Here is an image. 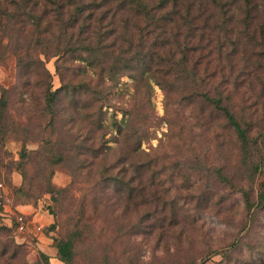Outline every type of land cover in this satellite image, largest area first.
Masks as SVG:
<instances>
[{
	"label": "rangeland",
	"instance_id": "rangeland-1",
	"mask_svg": "<svg viewBox=\"0 0 264 264\" xmlns=\"http://www.w3.org/2000/svg\"><path fill=\"white\" fill-rule=\"evenodd\" d=\"M38 1L40 9L48 8L43 5L47 0ZM84 1L94 9L92 26L106 14L102 31L134 16L128 10L114 13L121 0ZM194 1L175 15L178 40L183 45L190 41V66H196V80H204L205 91L212 97L221 87L233 114L243 126L249 123V137L258 143L251 162L262 167L255 172L243 164L237 134L214 104L200 97L195 106L188 105L192 90L186 81L156 74L173 86L169 98L154 80L147 84L149 76L134 52L127 56L135 63L128 75L137 83L121 77L106 93V115L98 121L102 101L93 91L110 88L103 64L91 66L61 48L56 55L58 24L50 13L49 32L39 36L28 25L19 42L42 64L31 63L22 72L9 56L0 67V99L7 91L5 118L16 130L0 159V254L8 251L0 264H8L16 251V264H35L41 253L50 264H65L56 256L57 241H71L70 264H264V203L258 204L264 193V0H251L249 13L242 0ZM134 17L130 27L135 24L138 30L145 24ZM16 27L13 40L19 38ZM159 33L147 37L150 43ZM39 38L47 48L41 50ZM82 83L87 90L72 91L71 86ZM48 87L58 92L53 121L44 102ZM128 118L131 129L121 136L119 128ZM133 132L138 137L126 139ZM127 140L137 151L122 163ZM23 149L29 153L25 158ZM186 160L201 161L205 171L187 173ZM135 162H150L148 171L133 168ZM176 165L182 171L173 172ZM215 168L222 169L226 181H217ZM20 206L51 222L41 224L40 231L37 225L19 233Z\"/></svg>",
	"mask_w": 264,
	"mask_h": 264
},
{
	"label": "trees",
	"instance_id": "trees-1",
	"mask_svg": "<svg viewBox=\"0 0 264 264\" xmlns=\"http://www.w3.org/2000/svg\"><path fill=\"white\" fill-rule=\"evenodd\" d=\"M236 1L237 0H233V2ZM242 1L246 4L245 11L247 13L254 10L252 7H249L251 0ZM84 2V0H47L43 3V5L48 8L42 10L40 9V3L38 0H0V67L9 58V56H14L18 60V64L21 67L22 72H25L31 63L38 64L39 66L42 64L40 56L34 60L31 50L29 48H25L24 46L22 47L19 42L22 37V31H25L28 25H30V31L33 30L35 34L38 32L37 35L39 36L49 32L52 27V22L47 20V16L50 13H53L55 15L54 20L58 24L57 28L59 34L57 36L56 45L58 51L56 55L60 53L59 49L61 48L67 53L75 55L82 62H87L91 66L95 67L103 64V72L105 77H107L108 83H110V88L107 89L105 93L93 91L94 95H97L99 102L102 101L101 106L97 108L101 114L98 121L102 123L106 115L105 111L102 110L103 106H105V102L108 101V94L106 93L112 92L113 88L120 83L119 80L121 77L130 74L129 71L133 66L132 64L135 63H133L134 58L130 59L127 56L130 52H134L136 54L135 56L139 59L137 61L135 60V62L137 64L139 63L140 67L145 69L144 73H147L149 76L145 79V82L147 81L148 84L149 79L154 80L157 85L166 91L168 98L169 93L171 94L173 91V86L169 83V87L165 84L167 83L165 80H159L156 74L161 76L166 75L167 78L169 76H173L175 81L182 79L184 82L186 81L185 86L187 88L189 86V89L192 90L190 92V102L188 105L195 106L196 100L200 97H204L205 101H209L214 104V106L225 116L228 126L231 127L237 134L241 143L243 164L246 166L252 165L255 172L260 169L262 164L261 162L257 161L255 163L254 160L251 162L253 151H255L254 145L258 148V143L252 142L249 137V123L246 122L245 126H243V124L233 114L231 106L225 103V94L221 87L217 88L212 97L211 94L209 95V92L207 93L205 91V87L203 86L205 85L204 80L201 79L200 82L198 79L196 80V76L198 74L196 66H190L191 64L188 59V52L190 51L188 43L190 41H188L186 45H183L178 40V34L181 33L176 30L179 29L177 27L179 23H177L178 20L175 19V15H179V8L181 6H184L185 9L191 8L192 4L195 2L194 0H121L117 11L114 13L126 10L131 11L132 14L138 17L139 21L145 25L140 27L139 24L136 27L138 30H135V24H131L130 27V23H134V20L136 19L131 15L126 19H121L119 23L111 22L110 25H106L105 31H102L101 19L105 20L106 14H104L101 19L97 18L98 25L92 26L90 21L93 19L94 9L92 8V3L90 4ZM114 18L115 17L113 16L112 19ZM187 22L189 25L191 20ZM170 24L173 25V27H171ZM16 26H20L17 29L19 38L13 40L12 30H16ZM157 30H162L163 33H159L160 35L157 37V40L150 43V39L147 37H149L152 33H156ZM5 40H7L6 44ZM43 40L44 39L39 38L37 43L41 50L47 48L43 46ZM171 40L173 41L171 42ZM171 43H173L174 46H172ZM118 51L122 55L121 57ZM51 56L55 55H49L47 57L49 58ZM30 59L31 61L28 62ZM108 61H111V63L106 65L105 63ZM121 65L123 70L120 69ZM144 73L141 75V79ZM128 76L134 80L133 84L135 85V83H137L135 76ZM192 83H194V87H191ZM71 88L74 92L79 89L87 90L88 86L86 83H82L81 85L71 86ZM57 93V91H52L50 87H48L45 91V108L50 114L51 121L54 120L57 112ZM181 94H184V92H181ZM185 95L183 98L186 100L188 97ZM8 106L9 97L7 96V91H4L0 99V159H2L1 157H3L6 152L5 144L9 141L10 135L12 133H16V130L13 128L14 124L10 122L8 118H5V114L8 112ZM125 115L126 114H124V116ZM128 120L126 121L128 124L123 129L119 128V135L122 136L125 129H131L132 118H128ZM50 123L52 124L53 122ZM116 123V121H113L112 125H116ZM135 133L137 132L128 133L126 135V139L130 140L132 136L134 137ZM136 136L138 137V133ZM129 140L125 141V144H122L121 147L125 154V156L120 159V162L122 163L129 160V156L133 155L137 151V149L133 148V145L129 143ZM142 140L143 139H140L138 143L140 144ZM125 148L127 149L126 151ZM93 152L97 157V153L99 151L94 149ZM28 155L29 153L26 149L21 150L20 156L22 158H25ZM186 161L188 163V166H186L187 173L189 172L192 174L205 171L201 161ZM148 163L150 162H135V165L132 163V167H135L138 170L143 169L142 172H146L148 171L150 165ZM180 168H182L180 165H176L172 169L173 172L182 171ZM221 170V168H215L216 179L219 183L226 181V177L221 174ZM153 174L155 175V172ZM127 186H130V183H128ZM1 187L2 183H0V189ZM1 195L2 194H0V205L2 198ZM261 203H264L263 192L259 195L258 204ZM7 228L4 227L3 230H7ZM54 228L55 226H52L50 229H47L46 232L48 233L51 229L54 230ZM7 247L8 246L5 245L4 248ZM56 248L57 258L65 264H70L73 255L71 241H57ZM16 252L13 256L8 257V264H16L18 255ZM7 255L8 251L4 249L3 253L0 254V258L4 259ZM35 264L50 263L48 257L41 253V260Z\"/></svg>",
	"mask_w": 264,
	"mask_h": 264
},
{
	"label": "crops",
	"instance_id": "crops-1",
	"mask_svg": "<svg viewBox=\"0 0 264 264\" xmlns=\"http://www.w3.org/2000/svg\"><path fill=\"white\" fill-rule=\"evenodd\" d=\"M16 211L21 212L22 214L28 215L29 217L32 216L31 223L29 224L27 231L33 230L34 227H37V225L42 226L41 224L43 223L49 224L51 222L50 218L47 215L40 216L38 213H36V210L33 209L32 211L31 209H28V206L16 207ZM40 247L42 250H44V247L42 245Z\"/></svg>",
	"mask_w": 264,
	"mask_h": 264
},
{
	"label": "built area",
	"instance_id": "built-area-1",
	"mask_svg": "<svg viewBox=\"0 0 264 264\" xmlns=\"http://www.w3.org/2000/svg\"><path fill=\"white\" fill-rule=\"evenodd\" d=\"M29 216L25 214H19L16 218L17 230L19 233L27 232L28 226L31 223V220L28 219ZM37 229L40 231L42 226H38Z\"/></svg>",
	"mask_w": 264,
	"mask_h": 264
}]
</instances>
